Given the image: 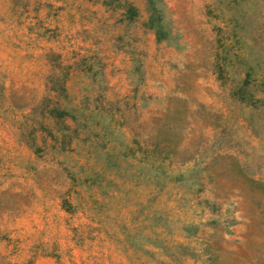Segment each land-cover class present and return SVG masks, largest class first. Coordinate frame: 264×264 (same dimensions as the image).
<instances>
[{
	"label": "rangeland",
	"instance_id": "rangeland-1",
	"mask_svg": "<svg viewBox=\"0 0 264 264\" xmlns=\"http://www.w3.org/2000/svg\"><path fill=\"white\" fill-rule=\"evenodd\" d=\"M0 264H264V0H0Z\"/></svg>",
	"mask_w": 264,
	"mask_h": 264
},
{
	"label": "trees",
	"instance_id": "trees-1",
	"mask_svg": "<svg viewBox=\"0 0 264 264\" xmlns=\"http://www.w3.org/2000/svg\"><path fill=\"white\" fill-rule=\"evenodd\" d=\"M58 91H62L63 90V86L62 85H57V89H54L53 87L48 88V91L54 92L56 93ZM53 97V96H51ZM50 97V99H51ZM53 101V103L49 106L46 107L45 111H44V119L47 120L49 123H53L54 121H56L57 119L61 118V121L64 123L65 120H70L71 122L75 123L77 120H79V116L75 117L72 114V111H68L67 109H63L58 107L57 102ZM42 130L44 129V126L41 125ZM47 130V129H45ZM63 135H62V139H63ZM136 149V151L139 153V160H148L149 158L153 157L154 160H158V164L163 163L164 161H169L167 155H158V152L155 149H145L144 147H140L139 145H135L134 147ZM131 149V147H127V150L129 151ZM133 151V149H131ZM126 152V151H125ZM126 155V154H124Z\"/></svg>",
	"mask_w": 264,
	"mask_h": 264
}]
</instances>
